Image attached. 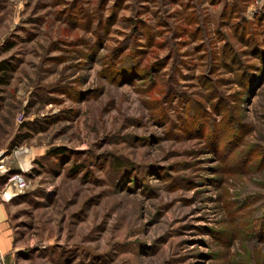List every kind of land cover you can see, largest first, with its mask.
<instances>
[{"label": "rangeland", "instance_id": "rangeland-1", "mask_svg": "<svg viewBox=\"0 0 264 264\" xmlns=\"http://www.w3.org/2000/svg\"><path fill=\"white\" fill-rule=\"evenodd\" d=\"M0 62V264H264V0H0Z\"/></svg>", "mask_w": 264, "mask_h": 264}, {"label": "built area", "instance_id": "built-area-1", "mask_svg": "<svg viewBox=\"0 0 264 264\" xmlns=\"http://www.w3.org/2000/svg\"><path fill=\"white\" fill-rule=\"evenodd\" d=\"M7 169L5 168L3 162L0 159V172L5 173ZM8 181L12 182V185L8 186L3 193V200L8 201L14 196L18 195L24 189V180L21 174H13Z\"/></svg>", "mask_w": 264, "mask_h": 264}, {"label": "crops", "instance_id": "crops-1", "mask_svg": "<svg viewBox=\"0 0 264 264\" xmlns=\"http://www.w3.org/2000/svg\"><path fill=\"white\" fill-rule=\"evenodd\" d=\"M6 211L4 204L0 202V252L3 254V249H8V243L4 241V234L6 232ZM3 234V235H2Z\"/></svg>", "mask_w": 264, "mask_h": 264}, {"label": "trees", "instance_id": "trees-1", "mask_svg": "<svg viewBox=\"0 0 264 264\" xmlns=\"http://www.w3.org/2000/svg\"><path fill=\"white\" fill-rule=\"evenodd\" d=\"M5 69H7V66L4 65V62H0V71H4ZM6 82L5 79H2V77H0V84H4Z\"/></svg>", "mask_w": 264, "mask_h": 264}, {"label": "bare ground", "instance_id": "bare-ground-1", "mask_svg": "<svg viewBox=\"0 0 264 264\" xmlns=\"http://www.w3.org/2000/svg\"><path fill=\"white\" fill-rule=\"evenodd\" d=\"M21 165H20V169L22 170V171H25V170H27V164L26 163H24V162H22V163H20Z\"/></svg>", "mask_w": 264, "mask_h": 264}]
</instances>
